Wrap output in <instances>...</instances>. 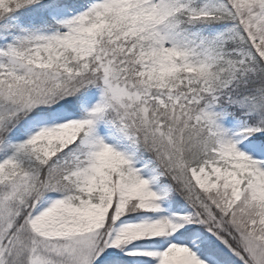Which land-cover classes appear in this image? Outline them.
I'll return each instance as SVG.
<instances>
[{
	"label": "snow or ice",
	"instance_id": "obj_1",
	"mask_svg": "<svg viewBox=\"0 0 264 264\" xmlns=\"http://www.w3.org/2000/svg\"><path fill=\"white\" fill-rule=\"evenodd\" d=\"M0 264H264V0H0Z\"/></svg>",
	"mask_w": 264,
	"mask_h": 264
}]
</instances>
